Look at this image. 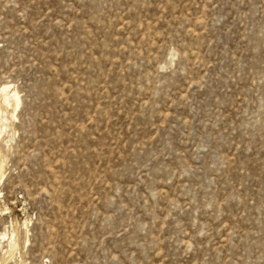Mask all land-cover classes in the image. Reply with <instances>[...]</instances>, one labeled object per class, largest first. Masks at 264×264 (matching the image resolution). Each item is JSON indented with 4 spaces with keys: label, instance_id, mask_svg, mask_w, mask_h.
Instances as JSON below:
<instances>
[{
    "label": "rangeland",
    "instance_id": "rangeland-1",
    "mask_svg": "<svg viewBox=\"0 0 264 264\" xmlns=\"http://www.w3.org/2000/svg\"><path fill=\"white\" fill-rule=\"evenodd\" d=\"M0 264H264V0H0Z\"/></svg>",
    "mask_w": 264,
    "mask_h": 264
},
{
    "label": "bare ground",
    "instance_id": "bare-ground-1",
    "mask_svg": "<svg viewBox=\"0 0 264 264\" xmlns=\"http://www.w3.org/2000/svg\"><path fill=\"white\" fill-rule=\"evenodd\" d=\"M7 89H8V88H7V86H5V85L1 87V91H2L3 93H5V95H6V96H5V99H4V102H5L6 104L8 103V100H9V97L7 96ZM12 96H13V99L17 101L18 98H17L16 94L13 93ZM11 98H12V97H11Z\"/></svg>",
    "mask_w": 264,
    "mask_h": 264
}]
</instances>
